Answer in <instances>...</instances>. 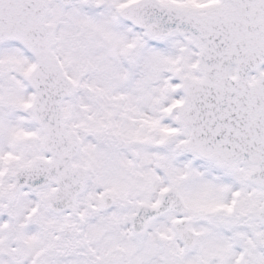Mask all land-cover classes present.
Here are the masks:
<instances>
[{
  "label": "snow or ice",
  "instance_id": "obj_1",
  "mask_svg": "<svg viewBox=\"0 0 264 264\" xmlns=\"http://www.w3.org/2000/svg\"><path fill=\"white\" fill-rule=\"evenodd\" d=\"M0 264H264V0H0Z\"/></svg>",
  "mask_w": 264,
  "mask_h": 264
}]
</instances>
